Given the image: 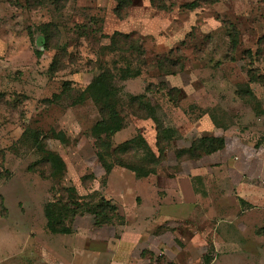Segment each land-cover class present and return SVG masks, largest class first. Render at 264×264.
Returning <instances> with one entry per match:
<instances>
[{
  "label": "rangeland",
  "instance_id": "374dc122",
  "mask_svg": "<svg viewBox=\"0 0 264 264\" xmlns=\"http://www.w3.org/2000/svg\"><path fill=\"white\" fill-rule=\"evenodd\" d=\"M164 1L166 10L132 0L118 17L114 0H0V264H264V0ZM114 31L144 45L148 69L116 80L125 125L112 148L142 135L158 158L145 177L113 156L105 170L91 135L100 103L75 100L101 64L130 57L101 52ZM161 58L181 71L164 75ZM143 93L156 121L127 105ZM209 136L223 147L189 152ZM39 146L62 172L51 175ZM101 197L121 219L94 221ZM71 198L80 206L65 218Z\"/></svg>",
  "mask_w": 264,
  "mask_h": 264
},
{
  "label": "trees",
  "instance_id": "16d2710c",
  "mask_svg": "<svg viewBox=\"0 0 264 264\" xmlns=\"http://www.w3.org/2000/svg\"><path fill=\"white\" fill-rule=\"evenodd\" d=\"M116 5L114 7V13L116 16L121 17L124 11L132 4V0H114ZM204 3H214L217 0H199ZM152 7L159 10H166L168 6L164 0H149ZM198 5V0H195L191 4H187L189 8H195ZM50 24H43L41 27V32L43 34V44L45 49H48L50 45ZM236 34H232L233 39ZM108 38V44L102 47L101 52L116 53L120 59H125V54H129L130 57L125 59L126 63L119 65L120 60H112V67L108 65L101 64V60L98 61L99 72L91 79V81L85 86L83 90L78 92L75 96V100L84 101L86 98H91L96 102L100 103L98 112L100 118L95 122L91 129V135L95 138L97 145V156L104 166L105 170L110 171L112 169V164L108 161V158L114 157L115 164L122 167L128 168L133 171L137 177H145L155 170L150 168V164H154L158 161L146 140L142 135L137 134L132 138L125 140L114 148H112V136L120 131L125 125V118L123 115V108L121 105L122 98L120 95V88L117 87L116 80L123 81L130 77H136L141 74L142 71L147 70L148 66L144 57L145 50L144 45L134 37L131 33H123L119 31H114L111 35L106 36ZM60 56V55H59ZM56 54L49 66V71L52 73L56 71L59 67V57ZM133 62L136 63V68L132 67ZM158 68L163 72L164 75H175L180 72L181 68L178 70H173L168 68L169 65L174 66V61L169 58H161L157 61ZM108 64V63H107ZM163 89H165V83L162 81L159 83ZM162 89V88H161ZM162 89V90H163ZM151 86H147L145 91H150ZM72 91V86L70 81H64L62 84L61 93H70ZM172 92H178L176 87L170 88L166 93L168 96ZM59 94H54L53 98H59ZM145 94L130 95L128 96L127 105L131 108L133 115L140 118H151L156 121L155 116L150 110V106L147 101H144ZM156 139L158 143L162 135V130L156 126ZM224 139L222 137H203L192 142L189 147V152H196V150L202 151L203 153L210 154L218 151L223 147ZM40 147V146H39ZM159 147V146H158ZM44 151V160L50 163L51 175L55 176L63 170V163L61 158L54 152L39 148ZM161 151V148H158ZM139 151L143 152V156H139ZM141 157V158H140ZM141 163L139 165H134L131 160L134 159L135 162ZM72 190V189H70ZM69 191V189H68ZM73 191V190H72ZM73 195V194H72ZM71 195V196H72ZM70 196V197H71ZM74 203L75 208L79 207V202L71 198L68 204H62L63 214L65 218L74 217L76 215L75 208L72 209L70 203ZM60 203V202H58ZM71 203V204H72ZM53 203L47 205L48 209L52 207ZM94 221L100 224L104 223H115L116 220L121 219L117 207L112 204L109 200L101 197L98 203L92 207ZM96 222V223H97ZM47 225L54 232L65 233L68 228L61 226L59 222H49Z\"/></svg>",
  "mask_w": 264,
  "mask_h": 264
}]
</instances>
